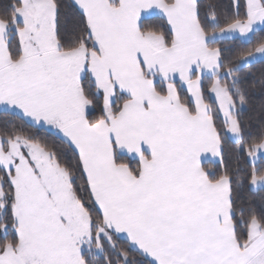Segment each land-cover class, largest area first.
Returning a JSON list of instances; mask_svg holds the SVG:
<instances>
[{"label":"snow or ice","instance_id":"obj_1","mask_svg":"<svg viewBox=\"0 0 264 264\" xmlns=\"http://www.w3.org/2000/svg\"><path fill=\"white\" fill-rule=\"evenodd\" d=\"M0 114V264H264V0H7Z\"/></svg>","mask_w":264,"mask_h":264},{"label":"trees","instance_id":"obj_2","mask_svg":"<svg viewBox=\"0 0 264 264\" xmlns=\"http://www.w3.org/2000/svg\"><path fill=\"white\" fill-rule=\"evenodd\" d=\"M6 2H7V0H0V4H4V3H6ZM219 2H220L223 6L227 7L228 4L230 3V0H219ZM260 67H261V65L257 64L253 70H254V71H255V70H258V69H260ZM257 102H258V101H257ZM5 119H12V117H10V116H4L3 114H0V120H5ZM245 195H246L248 198H250V199H256L257 201H259V196H258V195H255V194H253V193H251V192H246Z\"/></svg>","mask_w":264,"mask_h":264}]
</instances>
